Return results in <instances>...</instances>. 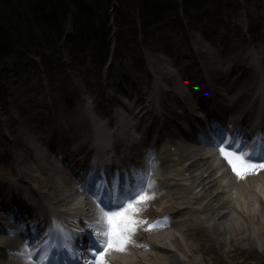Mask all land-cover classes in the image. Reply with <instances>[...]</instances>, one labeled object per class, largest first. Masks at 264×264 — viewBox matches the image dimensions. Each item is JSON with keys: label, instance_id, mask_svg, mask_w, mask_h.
Masks as SVG:
<instances>
[{"label": "bare ground", "instance_id": "bare-ground-1", "mask_svg": "<svg viewBox=\"0 0 264 264\" xmlns=\"http://www.w3.org/2000/svg\"><path fill=\"white\" fill-rule=\"evenodd\" d=\"M203 36L204 32L197 37V44L201 43ZM206 38L208 37L206 36ZM200 50L206 53L209 51V48H200ZM261 54V59H263L264 53ZM153 55L154 59L162 57L155 53H153ZM213 59L214 58H212V60ZM239 72L240 69H236L234 73L238 76ZM249 96V93L242 91V99L246 101ZM176 103V100L173 101V104ZM80 104H82V102H80ZM40 115H42V113H40ZM98 122L100 121L95 119L93 124H97V129L101 132V135L104 137L110 136L109 127L106 128L104 125L98 127ZM121 122L122 125L118 123L119 126L114 129L116 132L114 134L113 131L112 136L115 138V141L122 139L125 141L124 144L127 145V143H129V131L131 130L129 128L131 126L127 121L121 120ZM106 139L107 138H105V141H107ZM28 143L29 146L27 145V148L31 150L35 162L41 167L34 166L32 169H20L19 173L23 177L27 174L29 179L28 182L33 183L38 181L42 183L45 190H41L42 186L39 183L40 187L35 188L29 185L27 189L31 191V194L37 193L46 199H51L55 194L60 193L59 202L62 204L66 203L68 200L67 198L71 195L74 196L77 191L74 190V188L76 189L75 183H77L76 180L78 179L75 177L70 179L69 177V180L65 179V181H61L57 175L56 161L53 157L37 145V142L33 139ZM178 150V155L181 158V160H179V165L182 166L180 170L174 169L172 176L186 172L191 174L194 172L193 169L197 168V166L198 169L204 166L205 169L203 171L205 174L199 173L198 177L192 176L191 183L185 188H182L185 193L183 196L169 195L163 192V200L161 202L165 201L167 203L166 205L177 210L175 213L171 214H176L175 216L180 219L177 222L185 226L186 232L183 228L174 226L170 231L162 232L161 230L157 233L155 241L162 244L163 249L169 250L171 255L166 257L164 255L156 256V264H193L197 261V253L202 243H204L205 246L215 247L217 245L219 246V244L222 246L229 245L232 241L239 242L242 240L241 238L248 240V242L251 240L254 242L259 231H261V234H264V174H261L260 170H257L255 174L251 176H238L235 172V174L231 176V179H228L227 174L225 176V173L221 172L220 165L215 163L214 160L211 159V156H202L198 149H194L189 143H178ZM153 156L158 157V154L153 152ZM155 157L154 160L156 161L157 158ZM185 158L190 159L189 164H183ZM216 171L220 173L218 178H216L217 175H215ZM41 175H43V177L45 176L43 181ZM64 177L66 178V175L63 176V179ZM19 189L23 191L24 187H20ZM163 190H165V187H163ZM34 200L38 205L36 217L39 219L43 213L45 214V209H43V207L41 208L43 204L40 203L39 195H37ZM148 203L149 202L144 203L142 210L136 214L141 215V217L150 216L151 212ZM148 224L150 223H143L146 227ZM49 226L52 227L51 223H49ZM148 230V228L146 230L137 228L135 240H132L133 242L129 243L126 247L136 251L133 255L125 256L123 259L119 258V260L115 259L116 256L114 255L112 256L113 259L109 260V264L144 263V254L141 253V250L137 251V248L140 247L139 242L136 243V241L140 239L138 237L139 235H141L143 239L148 238L146 234ZM181 231H184V233ZM243 231H249V233L242 236ZM199 233L202 234V240L205 242L198 243L201 240L197 238ZM1 239L3 238H0V240ZM8 241L11 240L9 239ZM172 245L182 251L181 257L176 253ZM0 264L21 263L5 260L4 262H0ZM23 264L35 263L29 262ZM147 264L151 263L147 262Z\"/></svg>", "mask_w": 264, "mask_h": 264}, {"label": "rangeland", "instance_id": "rangeland-1", "mask_svg": "<svg viewBox=\"0 0 264 264\" xmlns=\"http://www.w3.org/2000/svg\"><path fill=\"white\" fill-rule=\"evenodd\" d=\"M240 2V1H238ZM243 4V5H242ZM246 4L244 3H240V7H244ZM216 8V7H215ZM246 8L249 10L250 12H254V13H258L261 15H264V6L263 9H258L256 7H252L251 5L246 6ZM240 16L237 18V21L240 22L241 19H243L244 17V9L239 8L238 9ZM256 15V14H255ZM202 23H206L204 24V26H202V28H204V30L206 31H214L215 29L221 28L222 31H224V28L227 27V24H219L217 20H211L208 19L207 21H203ZM227 23V22H224ZM51 27V26H50ZM69 27V28H68ZM68 30H70L71 26H68ZM52 28V27H51ZM200 28V24H197L195 27L192 26L191 30V34H182L181 32L180 35L176 32L173 31H166L165 32V40H166V46L161 48L157 44V41H148L145 42V50H146V55H145V59H151L153 60V53H158V49L153 47H159L161 48L160 51L159 50V54H166L168 53H172L173 51H175V54H179V55H175V64L176 66H174V69L177 68V66H179V64H182V60L181 58H183L184 54H186L187 48L190 43L195 45V40L198 37V31L197 29ZM115 29V27H114ZM54 32L56 33L57 37L60 34V29H54ZM164 33H161L160 36H162ZM27 35V33H26ZM64 35V34H63ZM55 36H52V34L50 32H45V34H42V32L40 31V34L36 35V34H32V35H27V39L26 41L29 42L30 44H32V48L33 51L36 52L38 50V47L40 48V50H45L47 49V52H51L52 51V47H59L60 42L55 41L53 42L54 39H59ZM131 36H128V38H130ZM35 41V42H34ZM34 42V43H31ZM122 43V42H121ZM169 50L166 52V50ZM156 51V52H155ZM141 56H139L140 58ZM149 59V60H150ZM67 60V59H66ZM156 63V65L159 67V69L161 71H163L166 68V64L163 65L162 62L160 61H154ZM68 62L65 61L64 63V68L67 69L68 66ZM88 64V63H87ZM87 64H84L83 68V72L85 71V73L91 76V79L93 78V75L89 72H87ZM77 66V64H76ZM156 66V67H157ZM155 68V66H153ZM170 67V65H169ZM86 69V70H85ZM61 70V69H60ZM57 71L55 72V74L53 76H51L50 80L51 83V89H53V83H63V79H64V71ZM132 70V69H131ZM158 70V69H156ZM76 71L78 72V69H76ZM75 70H72L73 74L75 75ZM159 71V70H158ZM168 74V77L172 75V73H165ZM73 75V76H74ZM31 76H33V78H31ZM41 78V76L37 73H32V74H27V75H23L20 78H22L21 80H16L17 78L14 77L13 75H11V81L9 86H10V91L12 92V97L11 100H13V104L9 105V110L14 108V104H17V110H20L21 106L20 103L23 102V99H29V94L31 93L30 90H40V94L43 95V92L46 93V88H41L39 86L38 87V80L37 78ZM105 76L103 75V80ZM33 85V87H35L34 89L31 87ZM55 90V88L53 89ZM88 90V89H87ZM91 93V92H90ZM102 95V94H101ZM97 96V94L95 95ZM53 97V96H52ZM18 98V99H17ZM50 111V109H48ZM5 116H2V119L0 118V167L5 166L10 164V167L13 166L15 170L14 173L17 175V171L18 168H16L15 166H17L15 164V161L18 160V157H20L21 152L16 153V149L14 146H11L13 144V142H9L8 139L3 138L1 133L3 132L2 129L5 130L6 132V124L4 123ZM10 123V121H9ZM4 124V125H3ZM13 128H15V125H12ZM15 138L12 137V141ZM6 148V150L4 148ZM18 156V157H17ZM5 161L7 162L6 164ZM32 165V164H30ZM31 168H33V166H30ZM28 178L25 177V180L27 181ZM63 179V178H62ZM65 179V178H64ZM64 181V180H63ZM263 232H264V227H263ZM249 233V231H243L242 236L243 235H247ZM259 234L256 236V242H251L246 239L241 238L242 240L239 242H233V244H231V246H227V251L223 250V249H219V248H212V247H208L206 248L205 252L202 251V253H200V256L195 263L193 264H264V234H261V231L258 232ZM233 247L235 248V252L237 254H235V256H237V260L233 259V255L234 254H230L229 252L233 249ZM223 251H225L223 253Z\"/></svg>", "mask_w": 264, "mask_h": 264}, {"label": "snow or ice", "instance_id": "snow-or-ice-1", "mask_svg": "<svg viewBox=\"0 0 264 264\" xmlns=\"http://www.w3.org/2000/svg\"><path fill=\"white\" fill-rule=\"evenodd\" d=\"M233 141H229L232 145ZM221 154L225 156L229 164L232 165L233 171L238 176L247 175L249 172H254L258 168H264V159H256L255 149L252 151H236L240 147L235 144L234 148L226 146L223 141L218 142ZM151 187V185H149ZM143 190L138 191L132 198H126L118 202V205L111 210L100 208V220L92 227L96 228V238L93 247V260L95 264H106L104 254L109 249L123 251L132 241V236L136 232L138 225L146 223V221L138 220L136 213L142 210L143 202L150 199ZM161 222L157 221L153 224H148L150 230L155 227H160ZM100 248L97 250L96 245Z\"/></svg>", "mask_w": 264, "mask_h": 264}, {"label": "trees", "instance_id": "trees-1", "mask_svg": "<svg viewBox=\"0 0 264 264\" xmlns=\"http://www.w3.org/2000/svg\"><path fill=\"white\" fill-rule=\"evenodd\" d=\"M82 0H0V61L8 55L16 53L14 35L24 34L26 20L36 25L35 19L40 17L44 22L58 17V11L66 13L70 8L78 10ZM93 1V0H92ZM199 1V0H196ZM96 10L108 0H94ZM154 2H151L153 5ZM144 9H146L144 7ZM147 10V9H146ZM34 15V16H33Z\"/></svg>", "mask_w": 264, "mask_h": 264}]
</instances>
